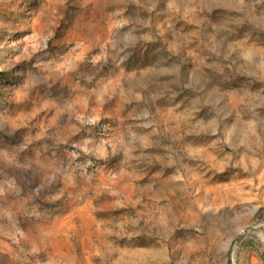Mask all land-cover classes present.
<instances>
[{
    "label": "rangeland",
    "instance_id": "obj_1",
    "mask_svg": "<svg viewBox=\"0 0 264 264\" xmlns=\"http://www.w3.org/2000/svg\"><path fill=\"white\" fill-rule=\"evenodd\" d=\"M0 264H264V0H0Z\"/></svg>",
    "mask_w": 264,
    "mask_h": 264
}]
</instances>
